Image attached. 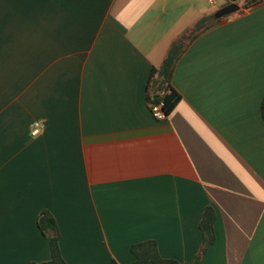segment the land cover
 Wrapping results in <instances>:
<instances>
[{"label":"crops","instance_id":"crops-1","mask_svg":"<svg viewBox=\"0 0 264 264\" xmlns=\"http://www.w3.org/2000/svg\"><path fill=\"white\" fill-rule=\"evenodd\" d=\"M223 1L0 0V264L51 260L44 210L69 264H131L147 240L193 264L208 207L202 264H264V0L192 43L170 114L148 103L152 70Z\"/></svg>","mask_w":264,"mask_h":264},{"label":"trees","instance_id":"trees-1","mask_svg":"<svg viewBox=\"0 0 264 264\" xmlns=\"http://www.w3.org/2000/svg\"><path fill=\"white\" fill-rule=\"evenodd\" d=\"M242 1H246L247 7L256 2H260L261 0H228L229 3H240ZM222 20L223 18L217 19L215 16H206L198 21L193 27L186 30L173 42L162 66L152 70L151 80L148 87L149 104H162L167 115L174 110L181 100V96L172 85L174 72L178 62L201 34L219 24ZM262 115L264 118V100L262 103ZM215 221V210L212 207L206 208L199 224V229L202 234V244L200 250L195 256L193 264H202L209 248L215 243ZM38 228L50 244L51 260L44 263L30 264H69L63 258L60 248V230L56 218L50 211L44 210L40 213L38 217ZM131 253L135 257L134 262L131 264H182L177 260L162 257L159 252L158 244L154 240H147L134 244L131 247ZM111 264L119 263L113 259Z\"/></svg>","mask_w":264,"mask_h":264},{"label":"built area","instance_id":"built-area-1","mask_svg":"<svg viewBox=\"0 0 264 264\" xmlns=\"http://www.w3.org/2000/svg\"><path fill=\"white\" fill-rule=\"evenodd\" d=\"M210 4H216L220 0H208ZM150 109L154 117L158 120H163L167 114L165 113L163 109V105H158V104H149ZM46 129V123L43 120H37L33 126H32V136L33 137H38L43 134V132Z\"/></svg>","mask_w":264,"mask_h":264},{"label":"water","instance_id":"water-1","mask_svg":"<svg viewBox=\"0 0 264 264\" xmlns=\"http://www.w3.org/2000/svg\"><path fill=\"white\" fill-rule=\"evenodd\" d=\"M240 10V5L237 4V3H231L225 7H223L221 10H219L215 17L217 19H221V18H224V17H227V16H230L232 14H235L237 13L238 11Z\"/></svg>","mask_w":264,"mask_h":264},{"label":"rangeland","instance_id":"rangeland-1","mask_svg":"<svg viewBox=\"0 0 264 264\" xmlns=\"http://www.w3.org/2000/svg\"><path fill=\"white\" fill-rule=\"evenodd\" d=\"M218 3H219L220 5H223V4H225V1L220 0ZM237 4H239V5L241 6V8H245V7H246V1H242V2L237 3Z\"/></svg>","mask_w":264,"mask_h":264}]
</instances>
